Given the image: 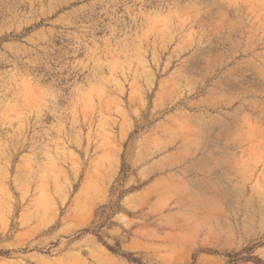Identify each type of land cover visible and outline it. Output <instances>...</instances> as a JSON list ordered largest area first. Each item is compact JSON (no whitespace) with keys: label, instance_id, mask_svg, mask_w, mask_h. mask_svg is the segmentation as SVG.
I'll list each match as a JSON object with an SVG mask.
<instances>
[{"label":"rangeland","instance_id":"374dc122","mask_svg":"<svg viewBox=\"0 0 264 264\" xmlns=\"http://www.w3.org/2000/svg\"><path fill=\"white\" fill-rule=\"evenodd\" d=\"M96 231L264 262V0H0V264H132Z\"/></svg>","mask_w":264,"mask_h":264},{"label":"trees","instance_id":"16d2710c","mask_svg":"<svg viewBox=\"0 0 264 264\" xmlns=\"http://www.w3.org/2000/svg\"><path fill=\"white\" fill-rule=\"evenodd\" d=\"M123 172L124 171L122 170V173ZM104 209H105V207H104ZM86 232H87V230H86ZM94 235L97 237L98 241L100 243H102L112 254L120 256L132 264H143L142 261L140 259H137L136 257H134V255L123 251L120 243H117L115 246L112 247L110 245H107L106 242H104L102 235L98 231H96L94 233ZM259 247H260V245H257V244L253 245L251 247H248V248L242 250L239 253L227 255V258L233 259L232 262H234V263L246 262V263H254V264H264V262L260 258H258L257 256L254 255L255 250ZM192 264H196L195 259H194V263H192Z\"/></svg>","mask_w":264,"mask_h":264}]
</instances>
